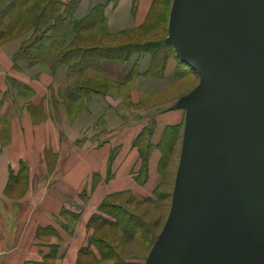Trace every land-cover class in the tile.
Returning <instances> with one entry per match:
<instances>
[{
	"label": "crops",
	"instance_id": "0c3cea01",
	"mask_svg": "<svg viewBox=\"0 0 264 264\" xmlns=\"http://www.w3.org/2000/svg\"><path fill=\"white\" fill-rule=\"evenodd\" d=\"M154 2L78 0L73 14L88 30L101 18L120 34L140 29ZM32 33L0 38V264H77L92 217L116 220L104 203L157 196L164 137L185 122L180 102L197 84L175 87L177 57L146 77L147 51L84 72L30 63L18 52ZM74 35L70 28L68 41Z\"/></svg>",
	"mask_w": 264,
	"mask_h": 264
},
{
	"label": "water",
	"instance_id": "95a60500",
	"mask_svg": "<svg viewBox=\"0 0 264 264\" xmlns=\"http://www.w3.org/2000/svg\"><path fill=\"white\" fill-rule=\"evenodd\" d=\"M168 31L199 83L145 264H264V0H173Z\"/></svg>",
	"mask_w": 264,
	"mask_h": 264
},
{
	"label": "rangeland",
	"instance_id": "374dc122",
	"mask_svg": "<svg viewBox=\"0 0 264 264\" xmlns=\"http://www.w3.org/2000/svg\"><path fill=\"white\" fill-rule=\"evenodd\" d=\"M172 1L155 0L147 22L140 29L115 35L108 34L106 21L100 18L96 20L91 30L83 32L82 37L87 41H101L106 45H118L131 40L153 42L150 45L152 48L150 53L153 56L152 68L145 76L150 77L153 74L162 76L166 61L171 57H177L174 47L165 41ZM176 59L179 69L174 72L172 78L176 79L175 87L184 88L185 86L186 90H189L198 84V75L189 64L178 57ZM191 79L195 80L190 82ZM180 94L174 95L175 100ZM161 95L167 96L166 91H163ZM150 96L151 94L146 96L149 101ZM128 102L130 100L127 98L125 103L128 104ZM184 126L185 122L176 129L167 131L164 137L161 163L164 180L157 196L145 203L135 201L133 197L121 199L122 209H111L112 213L117 215L118 221L107 222L104 216H100V219L93 222L95 230L92 243L86 248V252L80 254L78 264H144V257L149 250L151 240L158 237L169 214L181 157ZM146 150L148 149H143L144 152ZM129 215L132 216V220ZM101 239H104V243H101Z\"/></svg>",
	"mask_w": 264,
	"mask_h": 264
},
{
	"label": "trees",
	"instance_id": "16d2710c",
	"mask_svg": "<svg viewBox=\"0 0 264 264\" xmlns=\"http://www.w3.org/2000/svg\"><path fill=\"white\" fill-rule=\"evenodd\" d=\"M77 2L78 0H0V38L25 34L33 29V33L18 52V57H23L30 63L46 62L52 67L64 63L72 71L80 72L99 68L104 59L128 60L135 52H151L150 45L153 42L148 41L131 40L118 45H106L101 41L83 39V32L91 24L75 18L73 11ZM95 24L96 21L93 26ZM70 28L74 29L75 36L68 41ZM168 35L167 28L165 41L172 45L167 41ZM143 158L146 168L147 151L143 152ZM113 208L122 209V205L106 202L102 206L103 212L115 217L116 220L112 222H116L118 218L112 213ZM129 216L132 220V216ZM98 218L100 219V215L93 216L92 223ZM104 220L111 222L106 217ZM101 243H104V239H101ZM86 248L82 252H86Z\"/></svg>",
	"mask_w": 264,
	"mask_h": 264
},
{
	"label": "bare ground",
	"instance_id": "6f19581e",
	"mask_svg": "<svg viewBox=\"0 0 264 264\" xmlns=\"http://www.w3.org/2000/svg\"><path fill=\"white\" fill-rule=\"evenodd\" d=\"M198 81H199V76H198ZM171 206V205H170ZM171 208V207H170ZM170 208H169V211H170ZM158 236V235H157ZM157 239V237H155V238H153L152 240H151V244H150V247H149V250H150V248H151V246H152V244H154V242H155V240ZM149 250L146 252V254H145V257H144V264H145V262H146V259H147V256H148V253H149Z\"/></svg>",
	"mask_w": 264,
	"mask_h": 264
}]
</instances>
